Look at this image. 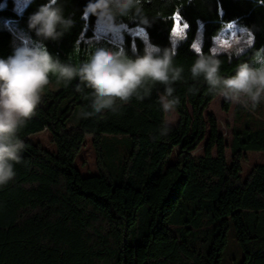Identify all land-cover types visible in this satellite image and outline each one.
I'll return each mask as SVG.
<instances>
[{
    "label": "trees",
    "instance_id": "16d2710c",
    "mask_svg": "<svg viewBox=\"0 0 264 264\" xmlns=\"http://www.w3.org/2000/svg\"><path fill=\"white\" fill-rule=\"evenodd\" d=\"M45 3L27 0L17 8L15 0H0V16L15 20L62 63L80 66L98 24L95 16L82 19L89 0H61L75 25L55 42L42 41L28 27L29 17ZM146 11L162 17L146 30L148 42L162 49L172 46L177 13L189 25L173 61L184 69L174 84L180 100L176 124L166 137L158 135L165 119L160 84L146 85L148 96L133 97L116 113L105 110L89 118L81 113L92 111L91 89L77 92L78 78L68 84L59 80L57 89L49 84L36 114L18 131L26 147L14 165L15 179L0 186V264H220L231 222L243 251L241 264H264V162L242 174L245 153L264 151V124L239 126L238 105L228 158L216 118L205 115L217 95L190 72L200 25L206 54L213 37L231 22L255 35L254 46L241 56L229 61L220 55L222 77L234 75L239 63L251 64L264 49V0H152ZM12 38L10 29H0V58L10 55ZM121 45L134 58L146 43L125 32ZM77 107L79 120L71 122ZM46 129L53 148L32 137ZM207 134L203 154H194ZM87 135L98 174L82 175L75 165ZM118 145L126 153L114 178L108 169Z\"/></svg>",
    "mask_w": 264,
    "mask_h": 264
},
{
    "label": "clouds",
    "instance_id": "9594fccd",
    "mask_svg": "<svg viewBox=\"0 0 264 264\" xmlns=\"http://www.w3.org/2000/svg\"><path fill=\"white\" fill-rule=\"evenodd\" d=\"M31 3V0H28ZM152 0H89L83 18L95 16L108 33L120 36L128 30L125 22L137 23L140 32L146 34L158 15H150L146 4ZM75 25V20L65 16L61 0H47L39 6L28 21V27L44 40L59 41ZM183 32L177 35L172 30V46L161 48L146 43L142 55L129 57L123 47L109 48L92 44L90 56L80 66L62 63L54 57L43 43L33 44L27 39L13 41V52L0 58V186L15 179L14 165L22 161L25 143L18 131L35 114L42 102L45 90L53 74L65 84L78 78L77 92L86 87L92 90L91 109L81 113L83 118L102 114L105 110L119 111L133 97L143 100L149 95V84L164 86L159 96L165 119L158 129L160 137H166L171 128L169 117L176 111L180 100L174 95V84L183 79V67L174 66L177 44L187 38L189 25L183 23ZM175 27V26H174ZM246 38L237 37L227 43L219 36L213 37V46L206 54L202 42L193 41L191 49L196 53L190 72L193 80L203 79L209 91L224 100L241 105L245 110L255 111L264 102V49L256 52L253 61L239 63L234 75H220L221 54L241 56L254 46L255 35L245 29ZM79 45V41L77 42ZM135 51V48H134ZM193 94L198 89H189ZM143 93V94H141Z\"/></svg>",
    "mask_w": 264,
    "mask_h": 264
},
{
    "label": "rangeland",
    "instance_id": "374dc122",
    "mask_svg": "<svg viewBox=\"0 0 264 264\" xmlns=\"http://www.w3.org/2000/svg\"><path fill=\"white\" fill-rule=\"evenodd\" d=\"M16 7L20 8L23 6L27 0H15ZM181 23V22H180ZM183 26V23H181ZM8 28L13 33L12 38V49L13 52V41L15 40L17 43L22 39H27L30 43L39 44L40 41H37L33 38H30L26 32V30L21 27L15 20L6 19L3 16H0V29ZM245 26L241 24H237L236 22H231L227 24L217 36L223 41L228 40L231 41L237 37L246 38ZM174 30V29H173ZM130 33L133 37H140L145 41V43H149L147 39V34L141 33L139 27L129 28L124 31L122 35L117 36L112 33H108L102 25L99 23L95 28V34L89 38H87V48L85 52L82 54L84 57V61H86L90 56V50L88 49L90 45L96 44L97 46L109 47V48H117L122 47L123 36L124 33ZM199 39L202 42V26L200 25L199 31L195 40ZM50 88L57 89L59 86V79L57 75L53 74L50 78ZM228 101L224 100L222 97L216 96L208 105L205 115L206 117L209 114L214 115L218 122V130L219 133L223 136L225 143L227 144L226 155L229 158L231 155L230 152V143L232 140V125L234 121L235 110L238 107V104H232L228 102V108L225 109L224 103ZM80 112L79 108H75L69 120L71 122H77L79 120ZM171 120V124H175L178 115L176 111L169 117ZM237 123L239 126L249 125L251 127H256L260 124H264V102H262L255 111L245 110L242 106L238 111L237 115ZM33 139H40L47 147L53 148V143L51 141V133L48 129L36 133L32 136ZM208 134L205 139L199 144L196 150H194V154L201 155L204 152V147L207 141ZM118 150L115 153V158L113 159L114 163L112 164V168L110 167L108 171L115 178L119 168L120 163L124 154L126 153V149L122 145H118ZM213 154H215V149L213 150ZM243 176H246L251 167L257 162H264V151H247L245 153L243 159ZM75 165L80 170L82 175H93L100 173V169L97 165V155L96 150L92 142V136L87 135L86 141L82 147V149L77 154L75 159ZM243 260V251L242 248L236 238V233L234 229V225L231 222V226L227 232V244L223 250V256L220 264H241Z\"/></svg>",
    "mask_w": 264,
    "mask_h": 264
},
{
    "label": "snow or ice",
    "instance_id": "6c2138e0",
    "mask_svg": "<svg viewBox=\"0 0 264 264\" xmlns=\"http://www.w3.org/2000/svg\"><path fill=\"white\" fill-rule=\"evenodd\" d=\"M180 21H181V17L179 15V13H177L176 16H175V27H174V30H173L174 33L177 34V35H180L183 32L184 25L181 26ZM223 43H227V41L225 40V41H223Z\"/></svg>",
    "mask_w": 264,
    "mask_h": 264
},
{
    "label": "crops",
    "instance_id": "0c3cea01",
    "mask_svg": "<svg viewBox=\"0 0 264 264\" xmlns=\"http://www.w3.org/2000/svg\"><path fill=\"white\" fill-rule=\"evenodd\" d=\"M178 120V119H177ZM177 122V121H176ZM176 124V123H175ZM175 124H172V125H175Z\"/></svg>",
    "mask_w": 264,
    "mask_h": 264
}]
</instances>
